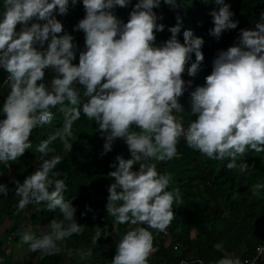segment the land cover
I'll list each match as a JSON object with an SVG mask.
<instances>
[{"label": "clouds", "instance_id": "9594fccd", "mask_svg": "<svg viewBox=\"0 0 264 264\" xmlns=\"http://www.w3.org/2000/svg\"><path fill=\"white\" fill-rule=\"evenodd\" d=\"M78 3L0 0V68L7 73L3 84L8 89L0 104V164L10 170V162L32 147L33 130L62 114L59 126L36 145L41 153L36 169L23 181L11 178L20 197L18 209L44 202L59 215L39 233L22 225L19 235L32 251L51 255L66 248L73 234L84 231L76 218L77 206L65 196L66 180L57 167L63 155L54 146L56 141L65 148L72 146L74 124L83 114L105 137L101 156L112 150L117 138H123L130 151L129 158L118 154L108 173L114 178L108 187V215L115 225H126L116 239L110 264H150L153 229L167 231L175 217L174 202L183 199L178 186L170 187L172 174L160 171L156 162L176 157L181 137L189 147L213 160H226L227 168L241 173L253 168L246 153H264V10L254 27L240 28L235 43L217 50L205 82L190 91L187 110L180 97L193 80L186 81L182 73L196 76L205 58V40L188 28L181 42L179 13L177 23L168 26L170 37L158 43L157 32L165 28L159 22L162 14L155 11L161 0H136L126 21L116 8L127 7L132 0H82L85 14L74 25L84 32L81 49L57 17ZM164 3L180 7L179 0ZM216 3L219 7L211 10L214 26L208 31L219 40L240 21L233 19L230 3ZM46 70L54 73L50 79L45 78ZM185 113L194 118L185 123ZM251 188L259 194L264 180ZM8 192V185L0 183V194ZM102 234L112 233L95 225L92 243ZM258 251L264 252V246ZM78 255L87 260L93 249L81 248ZM258 260L232 252L211 264H258Z\"/></svg>", "mask_w": 264, "mask_h": 264}, {"label": "trees", "instance_id": "16d2710c", "mask_svg": "<svg viewBox=\"0 0 264 264\" xmlns=\"http://www.w3.org/2000/svg\"><path fill=\"white\" fill-rule=\"evenodd\" d=\"M226 2L231 4L235 12L233 19H239L240 23L237 28L225 31L219 40L208 31L214 26L211 10L219 7L216 0H179L178 8H173L161 0L160 6L155 8L157 13L162 14V20L159 22L165 24L164 30L157 32L158 43L170 37L168 26L177 23V13L183 18V27L179 33L181 42H183V31L188 28L193 30L194 35L202 36L205 40L202 46L205 58L196 76H190L187 71L182 73L186 81L193 80V84L188 86L180 97L181 103L187 110H190V91L196 85L205 82L206 75L212 70V61L217 50L226 49L235 43L240 28L254 27L255 20L264 10V0H226ZM135 3L136 0H132V4L127 7L117 6L116 14L126 21ZM84 14L82 0L76 6H70L66 15L57 13V17L66 24L65 30L73 33L81 49L85 42L84 32L75 29L74 25ZM78 55L77 53V59L74 61L76 63H78ZM194 59L195 53H193ZM6 75V71L0 68V104L8 91L3 84ZM52 75L53 72L46 70V79H50ZM183 116L185 123L194 118L186 113ZM61 120L62 114L57 113L52 124L35 128L30 137L33 141L32 147L21 157L10 162L11 169H23L22 180L40 163L41 153L36 145L59 126ZM74 132L76 139L71 141V147L65 148L59 141L54 142V146L57 152L63 155L57 167L62 170V178L66 180L65 196L72 199L73 204L77 206L76 218L84 225V231L69 237L66 248L60 252L42 255L37 264H64L67 259L70 264H85L91 259L93 264H97L104 258L110 263L115 254V242L119 232L126 228V225L113 223V218L108 215L106 203L109 195L108 187L114 179L108 175L114 170L112 162L116 160L118 154H122L125 158L130 157L128 145L123 138H117L112 150L101 156L105 139L100 137L96 123L83 114L75 122ZM177 148L176 157L156 162L160 171L172 174L170 187L178 186L183 197L181 202H174L175 217L168 226L172 244L176 245L172 263L185 259L183 264H198L192 261L198 259L203 260L205 264H211L212 261L232 252L240 253L244 259H250L256 248L264 241V189L257 194L251 188L255 182L264 180V153L254 151L246 153L247 162L252 164L253 168L247 173H241L236 169L227 168L226 160H213L189 147L183 137L180 138ZM116 163L118 164V161ZM134 166L139 167V163ZM0 170L4 171V175H0V183H6L9 188L6 196L0 194V215L8 220V226L0 238V257H3V264H20L7 259L2 243L7 242L8 238L17 241L19 236L16 233L27 223L32 226V230L39 233L40 228L50 219L58 216L59 212L47 209L44 202L39 205L30 203L24 209H18V203L14 198L15 184L9 182V169L0 164ZM86 205H91V209L86 208ZM85 211L87 215H81V212ZM97 224L101 228L106 226L112 234L108 236L102 234L97 239V243L93 244L92 236L95 234ZM192 229L195 231L193 238H191ZM153 232L154 249L148 259L150 264H162L161 257L165 255L163 246L166 237L163 236V231L153 229ZM25 246L34 255L41 253L39 250L32 251L28 243ZM89 247L93 249L92 257L81 260L78 255L79 250ZM68 250H71V254ZM189 257H192V260H186ZM258 264H264V254L259 258Z\"/></svg>", "mask_w": 264, "mask_h": 264}, {"label": "rangeland", "instance_id": "374dc122", "mask_svg": "<svg viewBox=\"0 0 264 264\" xmlns=\"http://www.w3.org/2000/svg\"><path fill=\"white\" fill-rule=\"evenodd\" d=\"M100 137L105 139V137L101 136V134H100ZM134 168H138V167L134 166ZM22 175H23L22 168L9 170L8 171L9 182L14 183V181L11 179L12 177H15L16 179L23 181ZM14 198H15V201H17L18 203V200L20 199V197L15 194ZM35 206L37 207V205ZM2 220H3V225L4 224L8 225V220L4 216L2 217ZM28 225L30 224L29 223L25 224V227H27ZM1 233L2 231L0 232V238H2V236L4 235V232L3 234ZM16 234L19 236V239L17 241L15 240L13 241V238H8L7 242L4 241L2 243V249L7 259L14 261V262H18L20 264H25L26 262H28L29 264H37L38 260L42 257L43 254L40 253V254L34 255L31 252H29V250L26 249V246H25L26 242H24L20 238L19 231ZM166 238H167L166 240H170L171 235L169 234L168 236H166ZM64 264H70L69 260L67 259ZM85 264H93L92 259L88 260ZM97 264H110V263L108 262L106 258H104L102 261H99Z\"/></svg>", "mask_w": 264, "mask_h": 264}, {"label": "crops", "instance_id": "0c3cea01", "mask_svg": "<svg viewBox=\"0 0 264 264\" xmlns=\"http://www.w3.org/2000/svg\"><path fill=\"white\" fill-rule=\"evenodd\" d=\"M7 226H8L7 224L3 225L2 216L0 215V232L2 231L1 234H3V232L6 230ZM194 232H195L194 229H192L191 230V238L194 237ZM166 239H165L164 246H163V248L165 249V252H164L165 255H163L161 257L162 264H166V263L167 264H182V262H184L185 259L184 260L182 259L180 262H177V263H172V262H174L173 255L176 253V249H175L176 245L172 244L173 243L172 238L170 240H166ZM237 255H240V253ZM191 258L189 257V259H186V260H192Z\"/></svg>", "mask_w": 264, "mask_h": 264}, {"label": "built area", "instance_id": "2783aa9c", "mask_svg": "<svg viewBox=\"0 0 264 264\" xmlns=\"http://www.w3.org/2000/svg\"><path fill=\"white\" fill-rule=\"evenodd\" d=\"M63 24H64V30L66 29L65 28V26H66V24H65V22L63 21ZM170 234V231H169V229L167 228V231H163V236L164 237H166V236H168ZM259 246H264V241L259 245ZM263 254H264V252H259L258 251V247L256 248V250H255V252H254V255L252 256V257H254V256H258L259 258H261L262 256H263ZM251 257V258H252ZM250 258V259H251ZM193 261H195V262H197L198 263V259H196V260H193Z\"/></svg>", "mask_w": 264, "mask_h": 264}]
</instances>
